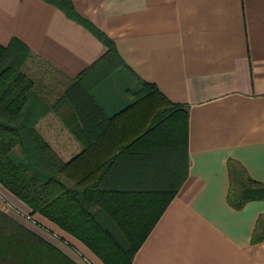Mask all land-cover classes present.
Returning <instances> with one entry per match:
<instances>
[{"label":"crops","instance_id":"crops-1","mask_svg":"<svg viewBox=\"0 0 264 264\" xmlns=\"http://www.w3.org/2000/svg\"><path fill=\"white\" fill-rule=\"evenodd\" d=\"M70 2L119 58L98 63L94 33L43 0H0V47L88 98L47 105L34 126L60 161L105 170L102 189L173 191L131 264H264V237L252 241L264 200H228L229 164L264 183V0ZM47 224L33 228L76 264H102Z\"/></svg>","mask_w":264,"mask_h":264},{"label":"trees","instance_id":"trees-1","mask_svg":"<svg viewBox=\"0 0 264 264\" xmlns=\"http://www.w3.org/2000/svg\"><path fill=\"white\" fill-rule=\"evenodd\" d=\"M43 1L94 33L106 48L98 63L119 58L112 41L79 17L70 0ZM11 45L20 43L14 40ZM26 54L0 47V188L27 207L28 216L39 213L81 242L102 264H131L174 193L102 189L99 183L105 170L79 171V156L60 161L34 129L46 107L32 94L33 82L21 71ZM70 89L58 104L86 98ZM156 93L154 85H144L137 99L153 98ZM68 127L79 138L77 128ZM16 147L20 160L12 157ZM228 168V200L233 207L264 200V183L252 180L232 164ZM15 216L18 218L0 209V264H76L40 236L33 224ZM110 223L119 235L111 231ZM263 237L264 219L258 221L252 241Z\"/></svg>","mask_w":264,"mask_h":264},{"label":"rangeland","instance_id":"rangeland-1","mask_svg":"<svg viewBox=\"0 0 264 264\" xmlns=\"http://www.w3.org/2000/svg\"><path fill=\"white\" fill-rule=\"evenodd\" d=\"M21 71L32 80V94L40 100V103L42 102L43 104H45V107L47 105H51V103L53 102L57 103L58 99L63 96L65 85L60 80H58L52 69H50L39 59L26 54V58L21 66ZM12 157L20 160L21 153L17 147L13 149ZM16 203L17 202L13 198H11L9 194L4 192L0 188V209L2 211L6 212L9 215L14 214L23 217L26 221L34 224L35 226L37 225L38 227H42L51 232L49 230L51 226L49 227V225L47 224V219L42 217L39 213L31 214L28 217L27 214H25L26 211L24 210V208L17 205ZM111 231L115 235H119L117 228L113 224L111 226Z\"/></svg>","mask_w":264,"mask_h":264}]
</instances>
